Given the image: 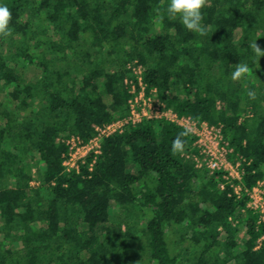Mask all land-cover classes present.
<instances>
[{
  "label": "trees",
  "instance_id": "1",
  "mask_svg": "<svg viewBox=\"0 0 264 264\" xmlns=\"http://www.w3.org/2000/svg\"><path fill=\"white\" fill-rule=\"evenodd\" d=\"M0 3L12 14L0 34V264H264L247 195L264 182V0H206L203 34L168 16L169 0ZM241 62L249 72L233 81ZM132 65L165 109L222 126L239 196L196 167L193 134L171 149L185 129L165 119L105 137L65 170L68 138L89 143L128 117Z\"/></svg>",
  "mask_w": 264,
  "mask_h": 264
},
{
  "label": "built area",
  "instance_id": "2",
  "mask_svg": "<svg viewBox=\"0 0 264 264\" xmlns=\"http://www.w3.org/2000/svg\"><path fill=\"white\" fill-rule=\"evenodd\" d=\"M130 67L139 90H136L135 85L132 84L130 89L132 97L128 102V117L118 119L103 128H97V136L89 143H83L80 139L74 137L68 138L65 143L69 147V152L62 163L65 170L67 172L79 171L80 165L86 163L85 159L90 153L98 156L101 142L105 137L112 134L120 135L130 126L143 120L165 119L185 130L187 129L196 138L195 146H197L201 155L200 158H194L196 167L205 166L210 171V174L222 172L223 179L230 185L234 193L239 196L243 190L241 179L244 171L240 158L233 161L230 159L233 150L230 148L229 142L224 138L222 126L198 123L188 117H179L173 111L165 109L159 99L146 94L142 82V68L134 65ZM155 92L153 90L151 94H155ZM92 165L93 160L90 166ZM247 195L250 198L248 207L258 211L261 220L264 222V182H258L251 191L247 192Z\"/></svg>",
  "mask_w": 264,
  "mask_h": 264
},
{
  "label": "clouds",
  "instance_id": "3",
  "mask_svg": "<svg viewBox=\"0 0 264 264\" xmlns=\"http://www.w3.org/2000/svg\"><path fill=\"white\" fill-rule=\"evenodd\" d=\"M206 0H169L167 5V15L177 18L185 29L192 32L203 34V14L202 9ZM11 12L9 8L0 3V34H6L9 30V21L11 19ZM257 53L264 55V52L254 45ZM249 72V65L241 62L236 65L231 73L233 81L244 78ZM249 95H252L249 93ZM188 130L179 134L171 143V149L176 152L184 151V141L181 137L187 135Z\"/></svg>",
  "mask_w": 264,
  "mask_h": 264
},
{
  "label": "rangeland",
  "instance_id": "4",
  "mask_svg": "<svg viewBox=\"0 0 264 264\" xmlns=\"http://www.w3.org/2000/svg\"><path fill=\"white\" fill-rule=\"evenodd\" d=\"M24 74H23V76H25V78H27V79H29V77H31V78H33L32 80H35L37 77H36V75H37V70L35 69V68H33V69H29V70H27L26 72H23ZM177 93V92H176ZM177 94H179V92L177 93ZM32 173H33V175H36V171H34V169L32 170ZM33 185H35V183H32V186ZM114 209L116 210V208L114 207ZM120 215V214H119ZM118 222V220H117V217H115L114 218V220L112 221V223H117ZM238 238H239V244L240 243H244L245 242V240H246V238H245V236H244V233H243V229H242V232L239 234V236H238Z\"/></svg>",
  "mask_w": 264,
  "mask_h": 264
}]
</instances>
